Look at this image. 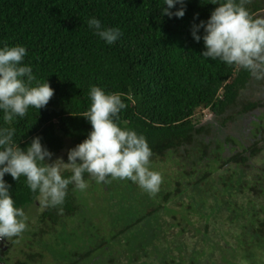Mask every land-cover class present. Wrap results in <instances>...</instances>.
Segmentation results:
<instances>
[{"label": "trees", "instance_id": "obj_1", "mask_svg": "<svg viewBox=\"0 0 264 264\" xmlns=\"http://www.w3.org/2000/svg\"><path fill=\"white\" fill-rule=\"evenodd\" d=\"M185 4L182 18H169L160 11L163 0H0V47L24 46L33 84L47 80L54 89L44 108L29 107L11 124L0 111V128L15 129L13 143L24 148L39 136L56 153L66 139L70 148L82 142L91 129L83 115L95 85L121 95L126 108L116 123L145 136L150 167L163 177L152 195L127 179L97 183L85 174L88 187L69 185L64 202L53 207L25 177L6 174L15 206L31 207L35 224L29 225H40L32 238L22 240L34 231L27 228L10 240L20 239L30 261L264 264L263 143L230 138L214 141L225 146L224 155L217 146L210 151L203 121L207 112L223 123L233 120L225 113L243 92L250 103L240 114L258 107L259 93L248 85L253 71L202 57L203 41L192 39L191 28L216 5ZM246 7L253 18L264 17V0ZM93 17L119 28L120 38L106 44L88 26ZM8 255L0 248L1 263L10 264Z\"/></svg>", "mask_w": 264, "mask_h": 264}, {"label": "clouds", "instance_id": "obj_2", "mask_svg": "<svg viewBox=\"0 0 264 264\" xmlns=\"http://www.w3.org/2000/svg\"><path fill=\"white\" fill-rule=\"evenodd\" d=\"M249 0H213L216 5L207 20L193 24L191 36L203 41L201 56L238 65L256 71L264 65V18H253L246 4ZM162 15L182 18L185 0H163ZM179 5V7H177ZM173 9H175L173 11ZM88 26L106 44H114L122 35L119 28L105 27L97 18H89ZM203 29V35L198 34ZM22 45L0 47V111L3 120L13 123L23 118L29 107L44 108L54 89L45 80L36 82ZM90 106L83 117L91 125L87 137L67 151V162L56 158L42 144L41 137L31 138L21 148L13 143L14 128H0V239L19 236L27 228L28 217L16 207L8 174L14 181L26 178L27 187L39 192L47 205L64 202L69 185L84 191L88 187L85 174L97 183H108L109 178L130 180L154 195L159 191L162 175L150 167L152 150L143 134L121 128L116 121L126 108L119 93H108L99 86L89 90ZM68 171L71 174L65 176Z\"/></svg>", "mask_w": 264, "mask_h": 264}, {"label": "flooded vegetation", "instance_id": "obj_3", "mask_svg": "<svg viewBox=\"0 0 264 264\" xmlns=\"http://www.w3.org/2000/svg\"><path fill=\"white\" fill-rule=\"evenodd\" d=\"M252 79L249 81V86L253 87L257 92L259 93L257 99L260 100V105L258 107H252L248 108L246 112H243L240 114V110L244 109V107L248 106L250 103V98L247 95V92L240 93L239 96L236 99V103L233 109L226 111L225 115L228 116L230 114H234L235 117L233 120H225V122H221L220 117H215L211 112H207L204 116V123L205 126L209 129V136L206 134L204 135L206 142L212 143V148L210 151L215 150L216 146L217 148H223V152L221 155H224L226 153V148L223 145V147L219 146L222 145L221 143L225 139H236V140H242L246 139V141H251L252 144L256 143L257 141H262L264 146V65L261 66V68L257 69L256 71L252 72ZM251 97V96H250ZM252 98V97H251ZM261 114V115H260ZM240 121V122H238ZM253 122L256 124L253 126ZM239 123L240 128H239ZM254 134V135H253ZM246 137V138H243ZM209 138V140H208ZM214 141H219V145ZM210 147V146H209ZM218 155V153L216 152ZM0 248L2 250H5L9 252V248L12 246V243L8 244L7 239H0ZM22 249V254L17 253V251L10 252L8 256H11L13 254H17L18 260H14V258L10 257V264L16 261H20L22 264H50L49 260H44L45 262L41 261L42 259H37L35 261H30L25 254V247L22 244L19 245ZM19 248V249H20ZM20 257H23V259H20ZM0 264H5L4 262H0Z\"/></svg>", "mask_w": 264, "mask_h": 264}, {"label": "rangeland", "instance_id": "obj_4", "mask_svg": "<svg viewBox=\"0 0 264 264\" xmlns=\"http://www.w3.org/2000/svg\"><path fill=\"white\" fill-rule=\"evenodd\" d=\"M261 18H264V17H261ZM261 115V114H260ZM256 124H258V122H256V123H254L253 122V126H255ZM73 143H72V141L70 140V139H66V140H64V144H63V149L62 150H60L59 152H56V153H52L53 155H52V158H51V160L50 161H47V162H51V161H54L56 158H62L63 160H64V162H67V151H68V149H70V146L72 145ZM42 198V197H41ZM40 198V199H41ZM33 207H35L36 208V210H39L38 209V206L36 207L35 205L33 206ZM29 210V211H28ZM30 210H31V207L29 208L28 207V209L26 208V211H25V214L27 215V217H28V220H27V228L28 229H34V231L32 232V233H28L29 234V236H25V235H21V238H22V240L23 239H26V238H32V236H30V235H32V234H35L36 233V230H40V225H37V226H32V228H31V225H29L30 223L31 224H35V222H34V215H33V213L34 212H30ZM26 228V229H27ZM29 230V231H30ZM28 231V232H29ZM26 235H27V232L25 231L24 232ZM45 234H43L42 232L40 233V237H42V240H44V239H46L45 237ZM11 238H16V237H10V238H6L7 239V242H8V244H10V240H11ZM20 244H22V242L20 241V239H17L13 244H12V246L8 249L9 250V253L10 252H13L14 250H16V249H19L20 248ZM13 258H14V260H18V257H17V254H13V255H11ZM20 259H23V257H20ZM45 262V261H44ZM219 264H226V263H224V262H220Z\"/></svg>", "mask_w": 264, "mask_h": 264}]
</instances>
